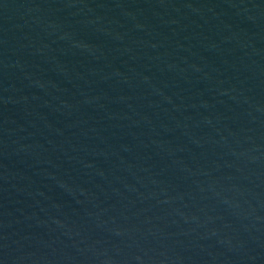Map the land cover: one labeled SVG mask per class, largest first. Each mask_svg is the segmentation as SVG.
Instances as JSON below:
<instances>
[{
    "label": "water",
    "instance_id": "water-1",
    "mask_svg": "<svg viewBox=\"0 0 264 264\" xmlns=\"http://www.w3.org/2000/svg\"><path fill=\"white\" fill-rule=\"evenodd\" d=\"M0 264H264V0H0Z\"/></svg>",
    "mask_w": 264,
    "mask_h": 264
}]
</instances>
